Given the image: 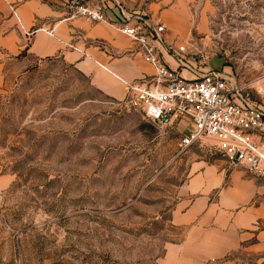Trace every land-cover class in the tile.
<instances>
[{
	"label": "rangeland",
	"instance_id": "1",
	"mask_svg": "<svg viewBox=\"0 0 264 264\" xmlns=\"http://www.w3.org/2000/svg\"><path fill=\"white\" fill-rule=\"evenodd\" d=\"M226 2V14L214 8L216 17L209 15L219 30L264 19V0L256 1L263 14L253 16L244 15L247 0ZM215 28L212 46L198 43L208 60L210 47L227 49ZM255 49L264 65V44ZM256 81L264 99V77ZM129 97L105 95L61 59L0 58V180H9L0 186V264H162L167 248L192 230L209 238L228 232L226 219L217 222L220 207L179 223L193 202H234L237 185L253 194L241 209L264 210V181L229 164L214 140L180 145L189 116L159 126ZM210 170L212 189L196 191L195 176ZM248 233L221 260L264 264V215Z\"/></svg>",
	"mask_w": 264,
	"mask_h": 264
},
{
	"label": "crops",
	"instance_id": "2",
	"mask_svg": "<svg viewBox=\"0 0 264 264\" xmlns=\"http://www.w3.org/2000/svg\"><path fill=\"white\" fill-rule=\"evenodd\" d=\"M249 1L243 5V11H246L244 15L263 14L262 7L256 3L260 0H251V5L247 4ZM98 3L104 5L103 16L106 22L72 16L76 6H93ZM196 3L197 0H0V58L25 53L26 58L32 62L53 57L61 59L87 75L96 89L114 99L122 100L129 94L127 83L150 78L154 70L144 60L140 45L120 33L117 27L124 24L126 13H150L151 16L160 15L165 24V43L161 48V58L166 65L176 69L179 58H184L195 69H183L182 75L186 78H196L211 71L220 72L243 86L250 100L264 109L261 91L251 85L253 80L264 77V74L259 75L261 66L258 69L259 64L263 65V59L258 56L259 52L254 51L261 45L258 20L247 25H227L219 32L218 26L215 28L209 22V15L216 17L217 13L208 1L199 11L198 23H194ZM155 10L159 12L156 14ZM41 27L53 29L55 37L39 30ZM214 28L215 32H219L222 46H227V49L224 54H218L210 47V59L204 62L199 57H194L190 43L196 39L198 43L212 46L210 38ZM241 29H249L255 35L252 34L250 38H234L233 32ZM59 39L75 44L88 56L67 48ZM181 45L187 46L186 52H179L178 47ZM211 175L210 170L204 174L205 179L202 175L195 176L192 185L196 191L204 189L206 192L212 189L208 182ZM8 181L3 178L0 186ZM253 182L251 180L250 184L245 183L244 186L250 187ZM230 190L234 202H193L179 220L181 224L191 222L202 208H206L208 212H216L220 207L225 211L217 217V222L226 219L228 232L224 235L216 233L214 238H209L192 230L182 243L171 244L167 248L162 264H236L233 259H221L253 235L248 233L249 227L264 215V210L256 207L244 211L241 208L249 203L247 200L253 194L247 196L237 185ZM261 235V232L257 233L258 237ZM218 260L220 261L217 262Z\"/></svg>",
	"mask_w": 264,
	"mask_h": 264
},
{
	"label": "built area",
	"instance_id": "3",
	"mask_svg": "<svg viewBox=\"0 0 264 264\" xmlns=\"http://www.w3.org/2000/svg\"><path fill=\"white\" fill-rule=\"evenodd\" d=\"M206 1L217 8V12L222 10L226 14L227 0H197L193 12L195 24L198 23L199 11ZM103 9L102 3L79 5L75 7L72 16L106 22ZM13 13L17 17L14 9ZM124 17V24L118 26L117 30L140 45L144 60L154 70L150 78L127 83L130 94L127 102L136 105L145 118L159 126L180 123L184 116H189L192 126L181 137L180 145L183 148L211 138L229 164L243 167L254 178L264 181V109L250 100L243 86L220 72L211 71L196 78H186L182 70L195 69L184 58H179L176 69L166 65L161 58L166 28L160 15L126 13ZM258 26L261 32L259 41L264 44L262 17ZM39 30L55 37L53 29L41 27ZM63 43L67 48L88 56L75 44ZM187 49L186 45L178 47L179 52H186ZM190 50L192 54L199 55L200 60H208L207 54L199 49L197 41L190 43Z\"/></svg>",
	"mask_w": 264,
	"mask_h": 264
}]
</instances>
